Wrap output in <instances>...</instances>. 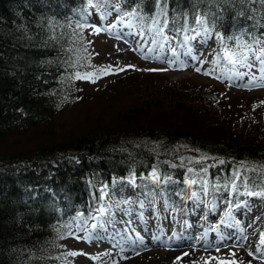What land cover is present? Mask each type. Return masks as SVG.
<instances>
[{
	"label": "trees",
	"instance_id": "1",
	"mask_svg": "<svg viewBox=\"0 0 264 264\" xmlns=\"http://www.w3.org/2000/svg\"><path fill=\"white\" fill-rule=\"evenodd\" d=\"M88 1L0 0V264H56L72 216L130 175L155 172L169 199L184 197L190 167L232 202L264 190V128L229 121L213 90L76 78L95 69L76 21ZM117 1L153 29L195 30L204 17L229 47L264 32V0Z\"/></svg>",
	"mask_w": 264,
	"mask_h": 264
},
{
	"label": "rangeland",
	"instance_id": "2",
	"mask_svg": "<svg viewBox=\"0 0 264 264\" xmlns=\"http://www.w3.org/2000/svg\"><path fill=\"white\" fill-rule=\"evenodd\" d=\"M87 4L90 5L87 15L76 20L86 27V50L91 65L95 66L92 71L80 73V76H89L85 80L104 84L113 78L136 83L163 79L183 88L207 87L216 93V103L229 121L248 117L253 120L252 129L264 128V72L260 62L251 58V68H239L241 73H246L242 78L227 71L223 61L215 63L217 53L221 52V41L206 21L198 29L188 28L177 33L167 28L166 23L153 29L137 13L126 16L130 12L123 10L117 0H91ZM160 10L156 19L160 18ZM96 28L102 31L96 32ZM161 28L163 32L158 34ZM205 28L210 30L208 34ZM235 40L259 49L264 47V32H256L251 40L238 34ZM257 40L262 43H255ZM253 77L254 82L249 84ZM206 179L204 168H188L184 197L173 195L170 199L164 180L158 181L155 172L145 178L130 175L120 179L112 199L103 190L106 200L92 206L86 214L72 216L73 225L60 242L63 249L56 264H174V257L166 254L172 251L168 242L192 225L200 227V233L193 236L194 250L211 248L197 244L201 239L207 240V231L212 232L209 238L215 245L205 259H192L185 264H264V251L256 249L264 231V198L252 196L254 199H251L246 194L249 191H245L241 200L232 202L229 191L222 196L220 187L214 186L215 191ZM96 185L104 187L102 182ZM101 207L105 208L103 215L97 211ZM93 224L97 227L93 228ZM225 226L233 228L230 236L233 232L242 233L247 243L244 249H235L234 239L224 241L221 230ZM219 239L222 243H217ZM126 250L131 255L137 251L132 255L137 257L125 259L121 251Z\"/></svg>",
	"mask_w": 264,
	"mask_h": 264
},
{
	"label": "snow or ice",
	"instance_id": "3",
	"mask_svg": "<svg viewBox=\"0 0 264 264\" xmlns=\"http://www.w3.org/2000/svg\"><path fill=\"white\" fill-rule=\"evenodd\" d=\"M126 16H132L135 15V12H130V13H125ZM123 20V17H121V21ZM195 22L198 25H204L205 20L204 17H196ZM157 21H153L154 26L156 25ZM96 32L102 31L101 28H96ZM210 30L205 28V34H208ZM163 29H158V34H162ZM218 39L221 40V52L217 53L216 55V60L215 63L219 64L221 61L225 63V68L227 71L234 72L237 77H243L246 75V73H241L238 69L239 68H251L252 63H251V58H254L255 60L259 61L261 64V71L264 72V47H261L259 49H254L251 44H247L238 40H235L234 37H229V39H232L234 41V46L229 47L227 43L224 42V37L220 34H216ZM164 40H167V37H162ZM186 40L188 39L187 37L185 38ZM194 39V37H193ZM156 40H153V43H156ZM257 44H261L262 42L260 40L255 41ZM163 47V45H161ZM173 53L175 54V49L172 50ZM230 66V67H229ZM200 69H197L199 71ZM149 71H156V69H149ZM76 78L78 79H88L89 76H80L77 74ZM264 78V77H262ZM255 80V77H253L252 80L249 81V84H252ZM223 163V161H221ZM253 171L255 169H252ZM206 171V169H205ZM234 177L236 179L241 180L242 183L245 184V187H247V178L246 177H241L240 172L237 171L234 173ZM195 181H192L194 183ZM235 184H233V188L235 190ZM249 196H258V197H264V190L259 191V192H247L246 193ZM195 195V193L193 194ZM99 215H103L105 212V208L101 207L98 210ZM93 219H97V217H93ZM86 223V222H85ZM93 228H96L97 225L93 224ZM261 244H264V237L261 239ZM260 249L258 248L257 251ZM71 255H76V253H71Z\"/></svg>",
	"mask_w": 264,
	"mask_h": 264
},
{
	"label": "bare ground",
	"instance_id": "4",
	"mask_svg": "<svg viewBox=\"0 0 264 264\" xmlns=\"http://www.w3.org/2000/svg\"><path fill=\"white\" fill-rule=\"evenodd\" d=\"M149 54V53H148ZM172 54V53H171ZM251 199H254L252 196L250 197ZM196 210V209H195ZM189 213V212H188ZM255 213V211H254ZM187 214V213H186ZM194 214V213H193ZM141 216V215H140ZM184 217V216H183ZM196 217V216H195ZM178 220V219H177ZM137 222V221H136ZM143 222V221H142ZM186 222V221H185ZM201 223V222H200ZM178 224V223H177ZM191 224V223H189ZM146 225V224H145ZM251 225V224H250ZM177 228V227H176ZM149 229V228H148ZM206 229V228H205ZM221 229V228H220ZM230 229V230H227ZM233 228L231 226L227 227L225 226V228H223L221 231L223 232L222 236H224V241L228 242V241H232L233 239L235 240V243H237V247L235 249H244V247L246 246V242L244 241V237L242 235V233H238L237 232H233L231 234V236L229 235L233 230ZM176 231V230H175ZM200 227H198L197 225L195 226H190L189 228H183L181 231H179L180 233L178 234L177 239L175 240H171L168 242V244L172 245V251L167 252V255H171L172 257H174L175 261L174 264H185L186 261L192 260V259H205V257L207 256V253L211 252L213 249V245H215L214 240L210 237L209 235H211V231H207V235L208 238L206 241H204L203 239H201L197 244H199L201 246V244L203 245H208L211 248L209 249H202V250H194L195 247L191 246V244H195L196 239H194V235L200 233ZM205 231V230H204ZM252 232V231H251ZM144 233V231H143ZM202 233V231H201ZM248 235V234H247ZM125 236V235H124ZM146 236V235H145ZM212 236V235H211ZM219 236V235H218ZM255 236V235H254ZM229 237V238H228ZM262 237H264V231L262 233ZM143 238V237H142ZM206 239V238H205ZM228 239V240H227ZM232 239V240H231ZM251 239V238H250ZM138 241V240H137ZM222 240L219 239L217 241V243H220ZM251 241V240H250ZM123 243V242H122ZM222 243V242H221ZM258 248L262 249V251H264V244L258 243ZM255 244V245H257ZM230 245V244H228ZM249 245V244H248ZM252 246V245H251ZM136 247V246H135ZM202 247V246H201ZM235 247V246H234ZM118 248V247H117ZM137 248V247H136ZM218 248V247H217ZM225 248V247H224ZM231 248V247H230ZM229 248V249H230ZM256 248V249H258ZM115 249V248H114ZM139 250H141L140 248H137ZM136 249V250H137ZM232 249V248H231ZM124 250V249H123ZM137 252V251H136ZM136 252H134L132 255L136 254ZM121 256H125V259H129L131 260V258L137 257V256H132L128 250L126 251H121ZM126 253V254H125ZM172 253V254H170ZM118 255V254H117ZM200 261V260H199ZM210 261V260H209Z\"/></svg>",
	"mask_w": 264,
	"mask_h": 264
}]
</instances>
